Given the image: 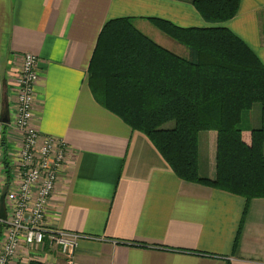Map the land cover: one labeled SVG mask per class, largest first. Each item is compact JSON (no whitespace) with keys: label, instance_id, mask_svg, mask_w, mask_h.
<instances>
[{"label":"crops","instance_id":"0c3cea01","mask_svg":"<svg viewBox=\"0 0 264 264\" xmlns=\"http://www.w3.org/2000/svg\"><path fill=\"white\" fill-rule=\"evenodd\" d=\"M191 1L0 0L1 137L14 156V80L23 57L33 55L39 74L36 128L69 150L43 224L80 236L73 264H264V199L246 202L180 180L147 137L104 109L90 89L88 67L109 20L132 18L144 36L187 59V50L147 19L180 28L210 27ZM221 26L264 66V0H240L236 16ZM255 113L252 128L241 126L247 143L249 131L260 126V111ZM216 138L215 132L198 137V159L200 140L205 148L203 178L215 175ZM11 163L9 186L5 173L0 175L3 197L19 185L15 161ZM52 259L58 256L47 247L29 253L21 246L10 264H48Z\"/></svg>","mask_w":264,"mask_h":264},{"label":"trees","instance_id":"16d2710c","mask_svg":"<svg viewBox=\"0 0 264 264\" xmlns=\"http://www.w3.org/2000/svg\"><path fill=\"white\" fill-rule=\"evenodd\" d=\"M239 1L192 0L210 27L147 19L184 47L187 59L144 36L132 18L109 20L98 35L88 79L95 100L145 135L180 180L249 202L264 199V66L221 26L236 16ZM255 105L260 126L249 131L247 143L241 123ZM206 132L217 134L213 179L198 173V137ZM5 174L9 177L8 167Z\"/></svg>","mask_w":264,"mask_h":264},{"label":"built area","instance_id":"2783aa9c","mask_svg":"<svg viewBox=\"0 0 264 264\" xmlns=\"http://www.w3.org/2000/svg\"><path fill=\"white\" fill-rule=\"evenodd\" d=\"M15 77L16 117L12 128L17 139L14 156L8 153L3 124L0 122V175L8 167L12 179L11 160L19 178L18 188L4 195V219L0 218V264H10L23 246L29 253L47 247L57 254L48 264H73L79 235L52 231L44 227L45 211L55 184L68 162L69 150L60 139L42 136L36 128V84L39 80L38 60L25 55ZM6 175V174H5ZM1 196V192H0Z\"/></svg>","mask_w":264,"mask_h":264},{"label":"rangeland","instance_id":"374dc122","mask_svg":"<svg viewBox=\"0 0 264 264\" xmlns=\"http://www.w3.org/2000/svg\"><path fill=\"white\" fill-rule=\"evenodd\" d=\"M147 22V21H146ZM175 51V50H174ZM254 108H257V111H250L248 114H244L243 119H242V123L241 126L242 127H249L252 128V124L251 121L254 120V118L256 117V113H258L259 110V106L255 105ZM173 124L170 123L168 124L166 127H172ZM209 133V132H208ZM205 148L203 145V140H200L199 142V159H198V168H199V176L201 178L206 177V162H205ZM215 156H216V148H215V154H214V159H213V168H214V174H215Z\"/></svg>","mask_w":264,"mask_h":264},{"label":"water","instance_id":"95a60500","mask_svg":"<svg viewBox=\"0 0 264 264\" xmlns=\"http://www.w3.org/2000/svg\"><path fill=\"white\" fill-rule=\"evenodd\" d=\"M0 218L4 219V197H0Z\"/></svg>","mask_w":264,"mask_h":264}]
</instances>
